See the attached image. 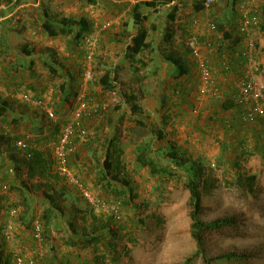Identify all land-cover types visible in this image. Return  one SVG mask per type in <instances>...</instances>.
I'll return each mask as SVG.
<instances>
[{"label": "rangeland", "instance_id": "obj_1", "mask_svg": "<svg viewBox=\"0 0 264 264\" xmlns=\"http://www.w3.org/2000/svg\"><path fill=\"white\" fill-rule=\"evenodd\" d=\"M94 1L0 0V101L7 100L10 105L0 116V135H8L15 147L25 138L31 148L46 150L55 157L51 147L65 127L73 124L76 147L69 157L71 175L54 178L57 188L50 192L58 196L63 214L49 223L45 244L34 239L33 233V223L42 218L44 207L39 177L30 180L23 166L11 179L7 176L3 180L7 168L1 167L2 157L6 160L7 151L0 156V231L5 227V255L11 264H17L19 258L26 264L31 260L35 264H183L197 249L191 235L188 172L176 168L175 176L163 172L153 175L137 163L140 146L151 142L155 155L159 145L166 146L171 140L186 149L193 160L203 163L200 218L227 216L236 220L233 226L206 233L207 257L233 252L243 257L215 259L214 264H264V117L255 125H241L240 109L223 106L246 73L254 78L264 97V32L260 29L264 0H215L209 9L200 11L196 5L204 0H173L168 4H161L162 0ZM143 2L158 4L141 7L149 16L142 27L148 32L150 46L132 56L128 47L138 31L132 7ZM247 7L260 23L248 35L240 34L242 41L239 38L240 44L233 45ZM174 11L175 18L171 19ZM45 13L53 21L86 18L92 31L85 32L79 42L72 41L70 35L52 38L42 28ZM212 22L217 23V29L210 28ZM169 29L172 38H168ZM192 37L212 38V46L200 45L202 59L214 68L221 61L227 67L216 75L218 95L201 92L205 81L190 54L185 55L190 71L182 77L164 57V51L185 54ZM244 51L245 57L237 55ZM46 59L57 72L46 65ZM88 70L91 77L86 75ZM107 73L113 89H105L101 83ZM126 95L135 100L129 101ZM83 103L86 106L81 109ZM78 111L80 124L89 131L87 136H78ZM32 117L39 121H34V126L30 125ZM161 129L165 137L159 140L156 132ZM255 131L262 134L261 145L256 143ZM112 137L121 151L123 174L135 184L134 202L119 204L120 210L114 192H104L103 183L98 181ZM4 147L1 144V149ZM18 150L22 154L27 151ZM156 156L160 165L168 164L163 153ZM238 173L244 178L256 175L253 194L237 181ZM74 178L81 179L99 202L92 204L83 197ZM11 180L17 185L26 180L30 185L36 210L29 225L24 194L22 189L11 188ZM60 189L65 195H60ZM94 214L108 220L114 229L106 242L116 245L117 260H112V248L101 260L94 247L78 255V250L68 245L67 224L73 223L80 233L85 227L90 231ZM9 225L12 233L8 239ZM99 247L105 248L103 244ZM193 264L206 262L198 257Z\"/></svg>", "mask_w": 264, "mask_h": 264}, {"label": "trees", "instance_id": "obj_2", "mask_svg": "<svg viewBox=\"0 0 264 264\" xmlns=\"http://www.w3.org/2000/svg\"><path fill=\"white\" fill-rule=\"evenodd\" d=\"M94 3V0H90ZM173 0H162L160 1L161 4H168ZM142 5L153 8L157 7V3L155 2H143V3H136L132 7V14L135 25L138 27L137 33L133 36L132 44L129 45V50L131 51L132 56L139 55L143 53L146 49L149 48L150 43L148 41V32L142 27L144 21L148 19V14H145L141 11ZM205 7L203 5V1H199L196 5L197 10H203ZM262 9V16L263 22L260 26L262 32H264V3L261 7ZM175 18V11L171 13V19ZM223 24V23H222ZM217 25V23H216ZM42 28L45 32L52 38H57L60 35H70L72 41H80L85 32H91V23L86 18L81 19H73L69 17H63L60 19L52 20L51 17L45 13V18L42 22ZM171 29L168 30V38H172ZM228 37V35H226ZM205 39V37L200 38L199 40ZM239 39H236L233 42L238 43ZM189 48V49H188ZM184 49L183 55H172L166 51L163 52L165 59L171 64L174 68V71L177 73L179 77L187 75L190 71L189 60L187 59V54H190L193 57V60L196 61V58L192 54V49L190 46ZM27 54H31L28 52ZM191 61V60H190ZM192 62V61H191ZM47 66H49L54 72H57L58 68L55 66L52 67L50 63H48V59L45 60ZM198 65V63H197ZM69 77H71L70 73H68ZM101 83L105 89H113L114 85L113 82L110 80V74L107 73L101 78ZM129 101L135 100L132 95H126ZM163 105L165 101V95H163ZM67 101V99H65ZM225 109H230L231 107L235 106L232 100H229L223 104ZM135 108H138L135 105ZM10 109L9 102L7 100L0 101V116L3 117ZM261 120V119H260ZM260 120L257 122L259 123ZM255 123V124H257ZM143 124V123H141ZM241 124V122H240ZM249 124V125H255ZM241 125H248V124H241ZM240 126V125H238ZM255 134L257 132L255 131ZM157 138L159 140L165 137V132L163 129L156 132ZM262 134L258 133L256 136V143L257 145H261L260 138ZM0 156L2 157L3 152L7 151V156L2 157V168H7L6 175H3V180L8 177H12L13 172L15 170H19L20 172L25 167V171L28 174V178L30 180L34 179L36 176L39 177L40 183L38 186L43 187L44 196L43 198V214L42 218L38 217L41 224L43 225V244H45L46 233L48 234L49 230V223L53 219H60L63 211L61 203H59L58 196H55L54 193H51L54 186L56 187V183L54 182V178L60 176V174L56 171L54 164L55 158L53 157L52 153L48 154L46 150L31 148L28 149V153L30 156L28 157L26 153H21L17 147H15L14 141L5 134L0 135ZM1 144H5L4 150L1 149ZM8 144V145H7ZM165 148V151L164 148ZM256 148V146H255ZM152 151V144L151 142L142 145L139 147V153L137 154V163L142 168H149L151 174L158 175L161 172L168 173L169 176H175L177 174V169H183L186 171V183L190 190V217L192 219L191 224V235L195 239L197 244L196 251L189 255L183 264H193L198 257H202L206 264H214L215 259H240L243 256L238 255L237 253L227 252L223 254L216 255L215 257L208 258L205 249V235L211 231H220L226 227L233 226L236 224L235 217H217L213 220H203L200 218L201 212V203H200V187H201V180H202V172H203V163L198 160H193L191 157L187 155V150L184 149L182 146H178L177 143L169 140L168 145H159L158 150L154 153ZM245 152V151H243ZM163 153V158L168 162L166 165H160V161L157 158V154ZM121 155V151L118 147L117 140L115 137L111 138V145L108 146L105 159L103 162L102 168H100V175L98 177V181L103 183L102 187L104 192L108 193L113 191L116 197V200L122 206L129 205L130 203L134 202L133 199L135 195V184L129 178L123 174L124 167L121 166V161L119 160ZM189 163H192L189 165ZM175 165V168L173 166ZM24 166V167H23ZM238 164L235 163V168H237ZM0 167V168H1ZM1 168V169H2ZM177 168V169H176ZM238 172V171H237ZM243 173L237 176V181H240L243 186H245L247 193L253 194L255 191L256 185V175H248L245 178L243 177ZM82 182L81 179L78 178ZM0 181V188L1 186ZM3 188V187H2ZM11 188L12 189H22L23 202L26 204V209L24 214L28 217L26 224H30V220L33 216L31 212L34 209L33 206V198L34 196L30 193V185L26 180L21 181L20 185H17L15 180H11ZM57 188V187H56ZM60 195H65L64 189H60ZM128 191V193H127ZM84 197V195H82ZM2 199V197H1ZM0 199V210L3 208L2 200ZM35 201V200H34ZM116 203V204H117ZM33 206V207H32ZM122 206H119V210ZM95 221L92 222L91 229H85L80 233L76 226L73 223L67 224V235L69 236L68 245L78 250V255H81V251L88 250L89 246L94 247L96 253H99V259L103 260V258L107 255V252L112 248L114 251V255L112 260H117L119 258V253L116 250V245H111L106 242V239L110 235H114V229L110 226L108 220L103 221L99 215L94 214ZM44 220V221H43ZM111 220V219H110ZM7 228V227H6ZM5 227L3 228V230ZM0 231V264H11L10 259L5 255V244L2 240L6 241V237L3 231ZM99 244L104 245V249L99 247ZM112 253V252H111Z\"/></svg>", "mask_w": 264, "mask_h": 264}, {"label": "built area", "instance_id": "obj_3", "mask_svg": "<svg viewBox=\"0 0 264 264\" xmlns=\"http://www.w3.org/2000/svg\"><path fill=\"white\" fill-rule=\"evenodd\" d=\"M215 0H204L203 5L205 9H209L212 5V3ZM249 9L246 10V12L243 14L241 22L238 25V31L241 34H249L254 26L257 24L259 25L260 21L257 18L256 15L252 14L253 10L250 7H247ZM197 23V22H195ZM211 29H217L216 23L212 22L210 23ZM208 47L212 46V38L205 37V39L199 40L198 37H192L189 42V46L192 49V54L196 58V61L198 63V66L200 68L202 78L205 81V86L201 89V92L204 94L209 93L210 96H215L219 94V90L216 87V75L221 71V69H227L225 67V63L221 61L220 66L214 68L213 66H210L208 62L201 57V46ZM232 55V54H229ZM237 55L240 56H246L247 52H241ZM227 56V55H224ZM89 59L91 58V53L88 55ZM221 68V69H220ZM86 75L88 77H91V70H88L86 72ZM263 91L258 86L257 82L254 80V78L249 74H243V76L239 79L238 82H236L234 92L231 95V100L234 103L236 107L240 109V115L238 116V119L243 124H255L260 119L264 117V103H263ZM86 106V103H83L81 105V109H83ZM50 116H54L53 112L48 110L47 111ZM78 119L75 121L77 123V129H78V136H87L89 131L86 127L80 124L79 117L80 111L77 113ZM72 126L68 125L65 127L63 133L61 136H59L58 140L54 142L51 149L54 153L55 162L57 163L55 167L56 171L62 175V176H69L71 175V168L69 166V157L73 153V151L76 149L75 145L72 142ZM17 147L19 149H26L28 150L31 148L30 143L24 138L19 139L16 143ZM75 184L78 186V188L81 190L82 195H84L92 204L99 202L98 199H96L92 194L88 191V189L84 186V184L74 178ZM15 211V210H14ZM115 213H118V208L114 210ZM12 225L7 226L6 228V236L10 237V234L12 233ZM33 230H34V239H36L38 242L43 243V225L41 222L37 219L33 223ZM17 264H26L22 261V259H18ZM27 264H35L33 260L27 262Z\"/></svg>", "mask_w": 264, "mask_h": 264}, {"label": "crops", "instance_id": "obj_4", "mask_svg": "<svg viewBox=\"0 0 264 264\" xmlns=\"http://www.w3.org/2000/svg\"><path fill=\"white\" fill-rule=\"evenodd\" d=\"M232 21H233V19H232ZM225 23H226V22H225ZM239 23H240V22H239ZM223 24H224V23H223ZM230 29H231V28H230ZM230 29H229V30H230ZM238 32H239V31H238ZM240 34H241V33L239 32V34H238L237 37H235V38H237V39L241 38L242 35H240ZM227 35H228V38H230V37H229V34H227ZM243 35H244V34H243ZM246 35H248V34H246ZM238 36H239V37H238ZM228 41H229V40H227V42H228ZM241 41H242V38L240 39V42H241ZM240 42H239L238 44H240ZM226 44H229V43H226ZM236 50H238V49H236ZM241 51H243V50H241ZM237 52H238V51H237ZM228 53H231V52L228 51ZM238 54H239V53H238ZM228 100H229V99H228ZM35 119H36V118H34V117H32V119H30V121H31L30 125H31V126H34V124L36 125V122H39L38 120H35ZM34 121H36V122H34ZM19 137H20V136H19ZM33 199L35 200V198H33ZM34 200H33L32 203H33V206L35 207V201H34ZM44 203H45V202H44ZM33 206H32V207H33ZM34 210H36V209H33L31 212L34 213ZM41 213H42V212H41Z\"/></svg>", "mask_w": 264, "mask_h": 264}]
</instances>
